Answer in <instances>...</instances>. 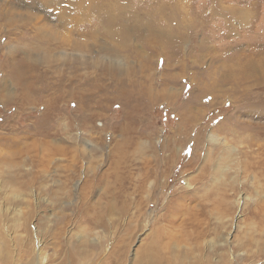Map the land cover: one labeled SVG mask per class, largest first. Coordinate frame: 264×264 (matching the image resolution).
<instances>
[{
  "label": "rangeland",
  "instance_id": "374dc122",
  "mask_svg": "<svg viewBox=\"0 0 264 264\" xmlns=\"http://www.w3.org/2000/svg\"><path fill=\"white\" fill-rule=\"evenodd\" d=\"M96 1L0 0V264H132L160 224L178 264H264V0Z\"/></svg>",
  "mask_w": 264,
  "mask_h": 264
},
{
  "label": "bare ground",
  "instance_id": "6f19581e",
  "mask_svg": "<svg viewBox=\"0 0 264 264\" xmlns=\"http://www.w3.org/2000/svg\"><path fill=\"white\" fill-rule=\"evenodd\" d=\"M98 1L99 0L94 2L95 3L94 7H93L94 11L97 10V8L99 6H100V9H102V8L104 9L105 5H103V1H100V2H98ZM166 2H168V1H166ZM166 2L162 1L160 6H158V8H159L158 11L156 9L153 10L154 17H151L149 15L147 16V20H148L150 28L154 27L155 29H157V31L159 32V35H156L154 32H152L151 35L147 36L146 38H142L141 37L142 36V34H141L142 31L140 29H143V27L144 28L148 27L147 23L146 24H141L142 21H141V23L138 22V21H137V23L134 22V24H135L134 34H132L131 30H127L128 29L127 26H131L128 23L129 21L128 22L127 21L124 22L121 19H120V21L119 20H112V19L106 20L105 18H104V21L106 20L107 24H112L113 26L118 25L119 33L117 34V38H118L119 41H124L125 45L126 44L130 45V46L133 45V43H134L133 38H136V39L137 38L138 39L142 38L141 40L143 41L144 44H146L148 47L153 48L156 52L159 51V54H161V52H166L169 48L173 47V44H175L176 42L177 43L178 42L181 43V42L184 41L183 38H180V39H177V40H175V39L173 40V36H175L176 33H178V32H180V31L185 29V28L184 29L181 28L182 24H180L179 26L178 25L177 26L174 25V23H176V22H174L176 20V16L175 15L171 14V16L173 17L172 20H167V21L164 20V21H166L165 23H167V25H166L168 27L167 29H165L164 28L165 26H162V24L159 23L161 20L158 23L156 22L158 20L157 17H159L162 14H165L163 12H165L166 9L170 7L171 4L169 2L168 3H166ZM174 3L176 4L175 7H174V13L179 12V11L184 9V7L181 6V4H182L181 0H179V2L175 1ZM156 18H157V20H156ZM182 22L185 23V24H189L188 17L185 16V21H182ZM204 22H205V19H203L201 17L200 18H196L195 21L192 20L191 27L192 28L197 27V26H199L200 24H202ZM149 30L150 29H148V31ZM161 33L164 34V35H162ZM144 34H146V33H144ZM160 35H162V36H160ZM119 36L122 38V40H120ZM181 40H183V41H181ZM161 42L162 43H166L168 45H160ZM259 54L261 55V53H259ZM251 63L252 64L249 65L248 68H250L251 66L253 67L255 65V64L253 65L254 62H251ZM261 64H264V63H261ZM254 69H255V67H254ZM254 69H252V70H254ZM246 70H247V66L243 67L241 70H240V67H239V71H237V74H238V76L241 75V77H239L238 79H240V80L241 79H247L248 80V76L250 74H247ZM262 72H264V68L262 69ZM224 79H226V78L224 77ZM234 79H235V77H234ZM239 82L241 83L242 81H239ZM206 86H207L206 87L207 90L208 89H211V90H216L217 89V84L215 82L207 83ZM202 114H204V113H202ZM193 117L195 118L194 115H193ZM210 139H212L214 141V140H216V137L212 135V136H210ZM144 182H146V181H144ZM166 208H167V211L168 210L172 211L171 204L168 205V207H166ZM169 214H170V212H169ZM165 218H169V216L168 217L166 216ZM163 227H164V224L163 225L160 224V226L158 228L154 229V231L151 233L150 237H148L149 239H148L147 243L142 246L141 250L138 252V255L136 256V258H135V260L133 261L132 264H178V261H176L178 255L176 256L173 253V251H174L173 247L176 246L175 245L176 244V239L171 237L170 232L167 230L168 228L165 229ZM201 232H203V231L201 230ZM201 235H203V234H201ZM172 249H173V251H172ZM36 250L38 251V249H36ZM40 250H42V249H40ZM125 258H126L125 254H123V253H121V254H115V253L111 254L110 253V254L106 255V257H103L100 260V264H103L104 262H106L107 264H125ZM25 264H36V260L33 259L31 262H28V263H25ZM76 264H79V262H76Z\"/></svg>",
  "mask_w": 264,
  "mask_h": 264
}]
</instances>
